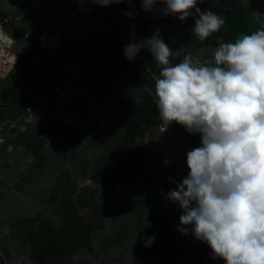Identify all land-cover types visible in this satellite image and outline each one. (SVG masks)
Segmentation results:
<instances>
[{"label": "rangeland", "instance_id": "rangeland-1", "mask_svg": "<svg viewBox=\"0 0 264 264\" xmlns=\"http://www.w3.org/2000/svg\"><path fill=\"white\" fill-rule=\"evenodd\" d=\"M72 1L0 0V34L10 39L6 44L0 40V111L13 112V109L22 105L20 102L17 103L18 101L6 99V94L19 75L15 70L16 66L9 65L14 64V59L17 61L23 54L28 47L27 38L33 36L35 28L40 25H44L46 30L42 34L45 35L44 41L38 38L36 44L38 53L43 52L51 60L56 55L58 45L66 42L69 58L62 61L61 68L68 80L67 87L70 85L69 90L75 92L76 96L79 94L82 96L87 91L77 74L94 64L111 60L128 66L130 88L138 99H141L145 91L155 95V78L159 74V69L155 67L152 55L148 54L146 60H143L142 53L145 49H142V53L140 51L134 60L129 61L124 55V47L131 41L121 37L123 32L115 25L120 23L121 28L128 29L130 24L135 22L134 25L137 26L134 29L142 26V29L136 31L140 33L144 30L143 33L147 36L145 38H151L157 30L163 31L162 23L166 15L160 14L161 19L153 18L154 11L160 12L163 5L157 4L151 11H144L141 8V0H133L131 5L125 3L128 9L118 16L114 10L109 9L112 12H106L108 6L92 4L90 14H86L76 26L75 21L66 19L68 15L65 16L62 12L66 7L70 9L73 6ZM118 5L120 4H116V7ZM127 12H131L132 16L124 15ZM106 13H110L107 20L103 18V14ZM60 15L64 16V30L70 29L68 35L57 28L61 25ZM68 24L71 27H68ZM86 24L90 29L88 31L84 27ZM163 39L170 49L176 50L178 45L173 44V40H176L174 37L167 38L166 35ZM213 53L211 50H202L195 57L201 63L212 64ZM3 59L7 63H3ZM45 95L48 96L47 100L53 103L50 95ZM27 96H34V93L29 92ZM1 99H5V102ZM44 103V99L41 101V98H38L25 107L22 115L15 119L0 121V231L13 234V244L19 253L16 259L8 261L9 264L13 261L33 264L29 260L30 246L19 237H25L30 230L29 226L33 227L34 223L29 217L35 215L50 218L53 225L58 227L62 217L63 199H70L74 203L83 221L98 225L100 228L90 234L91 251L86 248L77 250L73 256L63 259L60 264H159L140 259L136 253V244L145 215H140L139 211L134 209L133 201L127 192L132 190L134 194L138 193L142 177L136 176L130 169L126 170L127 191L103 190L90 180V175L98 163L121 141V133L125 126L123 115L114 112L111 107L101 112L95 107L98 102L90 103L91 112L87 111L83 116L71 117L66 121L78 130L82 142L71 155H63L61 153L63 147L55 140H50L49 134L43 132L45 122L49 117L51 119V114L44 112L42 118L33 115L38 113L36 109L39 106L40 109L44 108ZM27 111L34 116L30 123L24 122V119H28ZM99 113L102 114V118L96 123L94 117ZM38 115L41 116V113ZM12 125L14 128L9 129ZM31 135L47 142L41 146L40 140H33ZM200 140L199 134H189L184 127L175 122L166 130L162 122H159L157 125L143 128L136 136L134 145L147 167H152L153 172L157 168L170 167L181 177L179 181L177 177L167 180L164 189L157 188V195L153 190L156 183H151L153 185L144 191L150 204L161 199L162 194L167 195L188 175L187 152L200 146ZM35 147L41 148V155L44 158V161L39 162V166H36V161L30 155V150ZM83 173L85 175L82 176ZM166 204L175 209L178 215L182 214L177 204L171 201ZM174 233L170 239L176 245H180L182 255L177 261L169 264H200L197 261L201 257H203L201 264L224 262L222 259H213L215 261L208 263L209 258L212 259V255H209L212 250L206 247L208 246L206 243H200L201 241L194 238L189 240L190 244L187 246V243L184 244L187 238L177 231V227Z\"/></svg>", "mask_w": 264, "mask_h": 264}, {"label": "clouds", "instance_id": "clouds-1", "mask_svg": "<svg viewBox=\"0 0 264 264\" xmlns=\"http://www.w3.org/2000/svg\"><path fill=\"white\" fill-rule=\"evenodd\" d=\"M89 2L107 7L133 0ZM197 3L141 0V8L151 11L161 4L163 15L180 21L191 16V31L204 41L225 20L211 10L202 12ZM218 43L212 64L190 52L173 64L186 49L174 52L157 30L151 38H133L124 55L131 61L142 49L151 53L159 69L155 104L165 130L175 122L201 137L200 146L187 152L188 175L167 193L182 211L177 231L208 245V263L264 264V28Z\"/></svg>", "mask_w": 264, "mask_h": 264}, {"label": "trees", "instance_id": "trees-1", "mask_svg": "<svg viewBox=\"0 0 264 264\" xmlns=\"http://www.w3.org/2000/svg\"><path fill=\"white\" fill-rule=\"evenodd\" d=\"M261 6L264 7L262 2L261 5H258L255 0H198L196 7L200 8L202 12L211 10L225 20L223 27L204 41H200L191 31L195 23L191 16L185 21H180L177 16L166 15L162 23L163 31L160 32L162 39L166 35L167 38L172 36L176 39L173 40V44L178 45L175 51L183 47L186 49V52L181 53L180 56L173 57L171 62L179 63L187 52L195 57L202 50L214 51L219 47V41L235 42L241 34L250 35L262 29ZM126 7L127 5H123V10L126 11L128 9ZM113 12L118 16L121 15L117 11ZM110 13L103 14V18L107 20ZM60 18H62L60 19L61 25L60 28L58 26L57 28L60 32H65L68 35L70 29L64 30V16L60 15ZM68 27L71 25L68 24ZM84 27L87 31L90 30L87 24ZM45 30L44 25L35 28L34 35L27 38L28 47L15 64V70L19 72V75L6 94V99L18 101L17 103L20 102L22 105L13 109V112L0 111V121L17 118L24 113L25 107L48 94L53 99V103L45 100L43 111L51 114V119L49 117L47 121L44 120L46 122L43 132L49 134L50 140H55L63 147L61 151L63 155H71L75 152L78 144L82 142V136L70 124H66L60 117L54 116L53 112L59 104L63 103L62 110L72 111L70 116L73 117L83 116L87 111L91 112L90 103H94V101L98 102L95 107L101 112L111 107L114 112L121 113L125 119L121 141L117 146L112 147L109 154L98 163L90 175V180L103 190L125 189L127 191L128 176L125 171L130 169L136 176H141L139 194H134L132 190L127 192L133 201L134 209L139 211L140 215H145L136 244L137 256L140 259H147L159 264L177 261L178 257L182 255V248L173 243L170 237L175 234L174 230L179 226L181 215H178L175 209L166 204L169 201L167 195L162 194L160 201H153L154 204H150L144 191L156 183L153 190L157 195V190H161L167 184V180L177 177L179 181L181 177L170 167L157 168L153 172V168L146 166L143 157L134 145L136 136L143 128L161 122L155 104L156 96L145 91L142 93L141 99H138L130 88L128 66L116 60L94 64L77 74L87 91L82 96H79L80 94L76 96L75 92L69 90L70 85L67 87L68 80L61 68L62 61L69 58V52L65 47L66 42L57 49L56 55L51 60L43 52L39 51L38 53L36 44L39 36ZM143 51L145 52L142 53V57L143 60H146V56L151 53L147 49ZM211 62L213 63V56ZM75 86H79V84H75ZM46 91L48 93H45ZM29 92L34 93V96H27ZM1 100L5 102V99ZM9 113L12 114L9 115ZM101 115V113L95 115L96 123L102 118ZM32 139L40 140L41 146L47 142L38 136H32ZM30 155L36 161V166H39V162L44 161L40 147L31 149ZM67 180L69 181V179ZM53 199L55 198L53 197ZM61 206L62 217L58 227L53 225L50 218L35 215L29 217L34 223L33 227L28 224L29 232L25 237H19L20 240H23L22 242L26 241L30 246L29 259L33 264H60L63 259L73 256L77 250L86 248L91 251L90 234L100 227L83 221L70 199H63ZM185 237L187 240L184 241V244L187 243L188 246L189 240L194 239V236L189 232ZM149 238H154L151 244H148ZM204 245L206 246V244ZM203 254L205 255V250ZM201 258L203 260V257ZM198 260L197 262L200 263L201 259Z\"/></svg>", "mask_w": 264, "mask_h": 264}, {"label": "crops", "instance_id": "crops-1", "mask_svg": "<svg viewBox=\"0 0 264 264\" xmlns=\"http://www.w3.org/2000/svg\"><path fill=\"white\" fill-rule=\"evenodd\" d=\"M255 1H257L258 5H261V2L264 0H255ZM72 2H73V6H71L70 9H67V7H66L65 8L66 10L64 9L62 12L64 13V15L65 14L68 15V16L65 15L67 17L66 19H70L73 22L75 21V24L77 26L79 21L86 14L87 15L90 14V10H92V3L89 2V0H83V2H78V0H73ZM260 8H262V10H261L262 12L260 14V19H261V24H263L262 26L264 28V7L261 6ZM66 11H67V13H65ZM154 13L155 14H154L153 18H155V19H158V18L161 19L162 18L161 15L164 16L161 12H158V11L157 12L154 11ZM261 16H262V18H261ZM134 24H135V22L134 23L132 22L130 24V26L128 27V29H130V30H128L127 28L126 29L121 28L122 25L120 23H118L117 26L115 25V27L118 30H120V32L121 31L123 32L122 35H120L121 37H125V39L128 41H132L133 38H135L136 41L139 42L141 39L145 38L146 35H144L145 33H143L145 31L142 30L140 33H138V31H136V29L140 30V28L142 26L140 28L137 27L136 29H134V27L137 26ZM126 25H128V24L126 23ZM133 30H135L136 32ZM150 30H154V29L150 28ZM141 53H142V51H141ZM11 240H12V242H11ZM9 241H10V243H9ZM13 242H14V237H13L12 233H7V232L4 233V232L0 231V264H9L8 261L11 259H16L17 255L19 254L18 250H16V248L14 247ZM18 242H19V244L22 245V243H20L19 240H18ZM11 264H20V261H18L16 263L13 261V262H11Z\"/></svg>", "mask_w": 264, "mask_h": 264}, {"label": "built area", "instance_id": "built-area-1", "mask_svg": "<svg viewBox=\"0 0 264 264\" xmlns=\"http://www.w3.org/2000/svg\"><path fill=\"white\" fill-rule=\"evenodd\" d=\"M262 4L264 5V1H262ZM123 5H125V3H121L120 5H118L117 7H116V4H113V5H110V6H108V10L106 11V12H109V11H111V10H114V11H117L118 13H122L124 10H123ZM109 9H111V10H109ZM26 13V12H25ZM44 37H45V35H41V36H39V39L40 40H43L44 41ZM62 45V43H60L59 45H58V47H60ZM5 61V59H3L2 60V62L3 63H7V62H4ZM16 59H14V64H12V65H9L10 67H13L15 64H16ZM44 100H47V98H48V96L47 95H44L43 97H42ZM42 98H41V100H42ZM61 98H63V95H61ZM62 104L63 103H61V104H59L57 107H56V109L54 110V116L55 117H60L64 122H66L67 120H68V118H70V115H71V111L70 112H68V111H64V110H62ZM36 110H38V113L37 114H35V113H33V115L34 116H38V118H42V115H43V113H44V111H43V109H40V106L38 107V109H36ZM27 113H28V119H24V122H26V123H30V120H32L33 118H34V116L31 114V112H29V111H27ZM41 113V116L40 115H38V114H40ZM44 116V115H43ZM12 128H14V126L12 125V127H9V129H12Z\"/></svg>", "mask_w": 264, "mask_h": 264}, {"label": "bare ground", "instance_id": "bare-ground-1", "mask_svg": "<svg viewBox=\"0 0 264 264\" xmlns=\"http://www.w3.org/2000/svg\"><path fill=\"white\" fill-rule=\"evenodd\" d=\"M8 39L7 37H5V35H1L0 34V40L3 41L5 44L8 43ZM10 40V39H9ZM42 125V124H41Z\"/></svg>", "mask_w": 264, "mask_h": 264}]
</instances>
